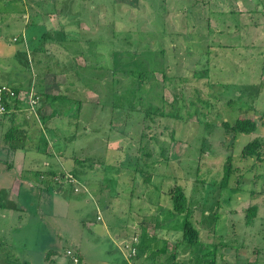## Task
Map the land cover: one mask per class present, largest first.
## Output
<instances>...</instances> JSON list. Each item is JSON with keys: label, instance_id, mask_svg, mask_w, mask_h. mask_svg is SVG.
Segmentation results:
<instances>
[{"label": "rangeland", "instance_id": "obj_1", "mask_svg": "<svg viewBox=\"0 0 264 264\" xmlns=\"http://www.w3.org/2000/svg\"><path fill=\"white\" fill-rule=\"evenodd\" d=\"M38 1L0 0V264H264V0Z\"/></svg>", "mask_w": 264, "mask_h": 264}, {"label": "trees", "instance_id": "obj_2", "mask_svg": "<svg viewBox=\"0 0 264 264\" xmlns=\"http://www.w3.org/2000/svg\"><path fill=\"white\" fill-rule=\"evenodd\" d=\"M47 33L44 34V36H46ZM141 80H138L137 82L143 84L144 78H146V73L145 72H141V74L139 75ZM134 82V81H133ZM136 83V82H134ZM13 87V91L15 92V95L12 96V98L10 99V102L8 103V111L7 113L4 115V117H2V119H0V122L2 120L8 119V117H11L12 119L15 118V111L16 108L18 106V103L20 102L21 99H23V97L21 96L22 93V89L16 85H11ZM32 88V87H31ZM30 88V90H31ZM35 97L38 98V111L42 109V103L43 101H39V95L36 93L34 95ZM47 98H49V100H51L53 103L59 99L58 96H51V95H47ZM46 101H48L47 99H45ZM143 100V96L141 97V102ZM136 102V101H134ZM134 102H131L128 106L129 109L134 108ZM139 103V102H138ZM143 103V102H142ZM55 104V103H54ZM141 105V104H140ZM57 106V105H56ZM55 106V107H56ZM139 106V104H138ZM58 107V106H57ZM54 108L55 113L59 114V112H57L59 110V108ZM143 108V106H141ZM137 111H139L140 109L136 106ZM42 119L46 122V117L42 115ZM225 126L228 129H233L234 132H248V133H254L258 130V126L259 123L258 121L252 117L251 115H247L244 114L242 116H240L235 125H232L228 122H224ZM50 132V130H49ZM44 140V138H43ZM46 143L49 142V138H46ZM263 141L260 138H257V140L249 142L248 144H246V151H245V156H254L256 155L257 159L260 161H264V151H263ZM86 192H88V194L92 195L90 193L89 190H85ZM172 200H173V204H174V210L178 213V214H184V219H183V223H182V227H183V237L186 241L192 243L195 240L198 239L199 237V231L198 229L194 226L192 220H191V215H192V208L190 206V202L189 199L184 191V188L181 185H177L174 190L172 191ZM257 206H251L249 208V214L248 217H254L257 214ZM72 248V247H69ZM25 264H31L28 261L25 262Z\"/></svg>", "mask_w": 264, "mask_h": 264}, {"label": "built area", "instance_id": "obj_3", "mask_svg": "<svg viewBox=\"0 0 264 264\" xmlns=\"http://www.w3.org/2000/svg\"><path fill=\"white\" fill-rule=\"evenodd\" d=\"M15 95L13 91V87L7 84H0V119L4 117V115L8 111V103L12 96ZM32 99V96H31ZM98 218H102L101 215ZM134 251V249H132ZM66 255L69 258L70 264H80L81 262V253L74 248L66 249Z\"/></svg>", "mask_w": 264, "mask_h": 264}, {"label": "crops", "instance_id": "obj_4", "mask_svg": "<svg viewBox=\"0 0 264 264\" xmlns=\"http://www.w3.org/2000/svg\"><path fill=\"white\" fill-rule=\"evenodd\" d=\"M37 2L39 3V1L37 0ZM37 4V3H36ZM26 16H28V17H30L31 18V16H29V14H27ZM47 17H48V15H46ZM5 121H7V119H5V120H2L1 121V123L3 124ZM10 151L12 152V153H14V152H16V150L15 149H13L12 147H11V149H10ZM76 178V176H73V179H75ZM175 213H177L176 211H175ZM109 226L108 225H106V228H108ZM124 236V235H123ZM122 234H120V235H118V236H116V238L118 239V243H119V245L121 244V240H122ZM120 238V239H119ZM120 240V241H119ZM143 245V244H142ZM144 246V245H143ZM67 248H69V247H67ZM66 248V249H67ZM72 248H74V247H72ZM120 248H122L121 247V245H120ZM65 249V250H66ZM122 250H124V249H122ZM77 251H79L78 249H77ZM80 252V251H79ZM81 253V252H80ZM125 254V253H124ZM82 254H81V261H82ZM55 262H56V260H55ZM81 263V262H80ZM56 264H70V261H69V258L66 256V254L64 253V254H61V257L59 258V260L56 262Z\"/></svg>", "mask_w": 264, "mask_h": 264}]
</instances>
